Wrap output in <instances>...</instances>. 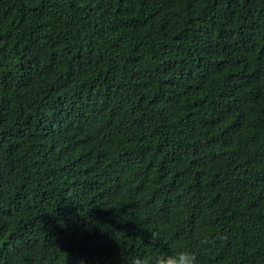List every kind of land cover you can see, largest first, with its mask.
<instances>
[{"label": "trees", "instance_id": "1", "mask_svg": "<svg viewBox=\"0 0 264 264\" xmlns=\"http://www.w3.org/2000/svg\"><path fill=\"white\" fill-rule=\"evenodd\" d=\"M185 247L264 264V0H0V264Z\"/></svg>", "mask_w": 264, "mask_h": 264}, {"label": "clouds", "instance_id": "2", "mask_svg": "<svg viewBox=\"0 0 264 264\" xmlns=\"http://www.w3.org/2000/svg\"><path fill=\"white\" fill-rule=\"evenodd\" d=\"M131 264H199V260L195 251L185 247L171 254H158L151 259L136 256L132 258Z\"/></svg>", "mask_w": 264, "mask_h": 264}]
</instances>
